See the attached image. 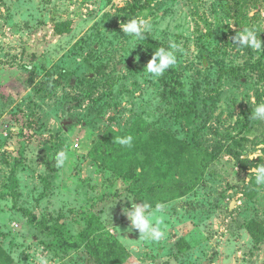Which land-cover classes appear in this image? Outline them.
I'll return each instance as SVG.
<instances>
[{
    "label": "rangeland",
    "instance_id": "374dc122",
    "mask_svg": "<svg viewBox=\"0 0 264 264\" xmlns=\"http://www.w3.org/2000/svg\"><path fill=\"white\" fill-rule=\"evenodd\" d=\"M129 3L0 0V264H264V0ZM133 18L173 76L147 72ZM127 198L166 206L162 240L131 231Z\"/></svg>",
    "mask_w": 264,
    "mask_h": 264
},
{
    "label": "clouds",
    "instance_id": "9594fccd",
    "mask_svg": "<svg viewBox=\"0 0 264 264\" xmlns=\"http://www.w3.org/2000/svg\"><path fill=\"white\" fill-rule=\"evenodd\" d=\"M120 27L125 34L133 35L136 38H143V34L149 31L151 25L143 18H133L128 20L127 23L121 22ZM234 40L238 42L240 46H250L253 49L260 50L262 47V41L258 40L256 35L249 30H245L239 36H235ZM174 48V45H170ZM176 63V57L172 51L166 50L163 47L158 48L153 52L151 60L146 65L148 73L154 76H161L166 69L173 66ZM253 119L264 120V103L258 104L252 113ZM132 137L120 138L119 143L122 145H130ZM66 159L63 151L59 152L56 157L57 167L63 166ZM256 183L264 184V164L258 165L256 168ZM130 202V207L124 214L131 221L130 229L139 230V237L143 240L160 241L164 238L165 232L162 229V218L159 214L165 211V205L162 203H156L155 208L147 202L140 204L136 203L135 199L127 198ZM40 264H47V261L40 258Z\"/></svg>",
    "mask_w": 264,
    "mask_h": 264
},
{
    "label": "trees",
    "instance_id": "16d2710c",
    "mask_svg": "<svg viewBox=\"0 0 264 264\" xmlns=\"http://www.w3.org/2000/svg\"><path fill=\"white\" fill-rule=\"evenodd\" d=\"M141 6H142L141 5V0H130L128 11H130L132 16H135L136 9L140 8ZM66 25H67V23H64L63 25L58 27L56 29V32L58 34L64 33L66 31ZM138 40L146 48V50L148 52L149 60H151L153 52L157 51L158 48H160V46L150 36V34L147 31L144 32L143 38H138ZM166 70L171 73V76H173V69H171V67H169ZM180 113H181L183 118H186L189 115V112H187L186 109H184L182 107L180 108ZM197 156L201 159V163H200L202 165L201 174H203V172H204V170H205V168L207 166V163L203 160L202 155L200 153H198ZM47 171H48V173H54L56 171V169H55V167L53 165H51V166L47 167ZM50 180L51 179L48 178V177L45 178V181L47 183L46 185L50 184ZM13 182H14V184H16V178L15 177H14V181ZM158 186L162 187L163 189L167 188L166 185H163V184H159ZM172 186H173V188H181V189L187 188L186 185H183L181 183H174ZM24 213L28 216V218H29V220L31 222L35 221L36 217H35L34 213H31L29 211H25ZM100 227H101V223H100V221L98 219L94 220L92 222L90 221L87 224V226L85 227L84 232H83V237L87 241V244L94 242L93 239H92V234H93L94 231L98 230ZM49 233H52V232L49 231ZM66 246H69V244H67Z\"/></svg>",
    "mask_w": 264,
    "mask_h": 264
}]
</instances>
